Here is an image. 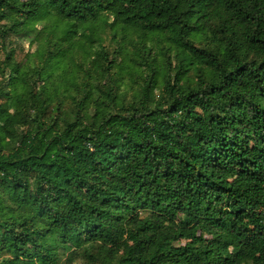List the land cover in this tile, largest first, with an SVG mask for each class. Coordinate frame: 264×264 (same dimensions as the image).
I'll list each match as a JSON object with an SVG mask.
<instances>
[{
    "label": "trees",
    "instance_id": "16d2710c",
    "mask_svg": "<svg viewBox=\"0 0 264 264\" xmlns=\"http://www.w3.org/2000/svg\"><path fill=\"white\" fill-rule=\"evenodd\" d=\"M51 21L63 35L26 69L21 38ZM107 21L139 36L138 105L120 46L64 65ZM151 34L175 50L163 72ZM76 258L264 264V0H0V264Z\"/></svg>",
    "mask_w": 264,
    "mask_h": 264
},
{
    "label": "rangeland",
    "instance_id": "374dc122",
    "mask_svg": "<svg viewBox=\"0 0 264 264\" xmlns=\"http://www.w3.org/2000/svg\"><path fill=\"white\" fill-rule=\"evenodd\" d=\"M52 24L53 21L45 26V22H41L36 25L35 30L31 31L26 37L21 38V42L25 49L29 50V60L26 63V69H30L36 65V63H39L38 61L42 58L40 53L47 51L52 32H56L59 36L63 35V31L55 29ZM148 38V44L152 45L151 53L156 56L157 63H159L161 68L160 71L163 72L167 69V65L163 64L166 57L170 56L173 58L175 50L172 49L169 50V52L166 51L163 48L166 42H160L158 37L154 34L149 35ZM138 39L139 36L133 29L122 28L120 27V24L113 25L111 22L108 23V21L105 25L96 29H79L78 33L69 40V43L66 42L62 45L63 48L70 47L68 53L69 57L64 60V65L69 70L75 69V73H82L85 67H91L94 60H102L98 55V50L100 49L99 45L106 47V50L109 52H112L115 47L119 48L120 46V54L116 59L117 62L119 61V64L113 68V70L120 72V75L115 77L117 79L116 91L126 107L132 105L133 102H135V105H138L141 74L145 72V67L142 65L140 66L136 61V50L132 43V41H137ZM107 71L110 72L106 64V82L109 79ZM58 72H60V69ZM157 76L158 82L161 83L163 76L159 74ZM194 80L195 79L192 81ZM160 90L161 86H157L153 90L155 96L160 94ZM73 92L74 91H71V93ZM61 94L68 95V91L66 92L64 85L61 87ZM66 102L69 105H72L71 99L68 98ZM54 264L63 263L59 261ZM72 264H85V261L81 258H76L73 260Z\"/></svg>",
    "mask_w": 264,
    "mask_h": 264
}]
</instances>
